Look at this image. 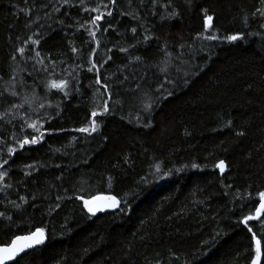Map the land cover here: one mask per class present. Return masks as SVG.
I'll return each mask as SVG.
<instances>
[{
    "label": "trees",
    "instance_id": "trees-1",
    "mask_svg": "<svg viewBox=\"0 0 264 264\" xmlns=\"http://www.w3.org/2000/svg\"><path fill=\"white\" fill-rule=\"evenodd\" d=\"M98 4L101 13H106L103 5H107L113 14L97 22L100 30L93 40L87 22L98 13L83 9ZM171 5L167 11L175 9L179 17L161 23L159 16L165 9L157 6L153 16L151 0H144L143 7L140 0H131V6L129 0H116L114 6L108 0H84L83 6L80 0L69 4L63 0H0V91L10 87L16 69V88L21 95L26 94L25 89L30 94L34 86L42 99L61 105L59 115L55 107L47 109L51 119L41 121L43 140L23 149L10 137L30 138L37 133L19 119L10 124L0 121V140L6 142L0 144V163L9 160L4 166L8 176L0 185H12L0 193V200L5 194L18 203L19 196L29 200L20 211L0 203V212L13 218L9 227H5L7 221H0V246L36 228H44L47 237L44 245L11 264H252L256 257L253 237L260 241V264H264V211L258 220L247 222V227L237 226L245 216L254 214L259 193L264 191V28L260 27L264 18L252 15L257 9L264 10V3L171 0ZM53 6L60 10L53 11ZM204 9L213 16L207 32ZM121 12L138 13L141 19L133 20ZM146 30L154 37L147 42L143 40ZM198 33H215L221 39H194ZM236 33L246 38L238 42L224 39ZM33 34L40 43L29 44L25 57L34 55L31 49L35 47L49 72V61H62L52 76L34 71L35 61L16 53ZM165 43L175 65L168 76L180 86L148 117L139 105L141 93L153 90L154 95H165L173 90L159 72ZM182 44L191 47L182 49ZM129 45L135 47L127 53L119 50ZM73 47L78 51L72 52ZM89 56L99 73L87 71ZM137 56L142 62L133 59L130 63V57ZM75 65L80 67L73 71ZM62 69L78 73L79 83L65 77ZM185 72L194 73L187 77L186 85ZM125 77L128 79L121 84ZM50 78L69 79L72 91L67 99L59 90L45 88ZM21 79L25 89L20 88ZM162 83L164 88L156 93ZM104 86H109L112 98L110 113L96 118L99 131L91 136L74 131L89 123L93 109H103L108 99ZM8 99L19 103L18 98ZM5 106L0 104V111ZM20 112H29L27 105ZM30 115L37 118L36 113ZM148 118L151 128L143 127ZM229 121L231 125L225 126ZM237 132L244 134L237 136ZM7 146L17 148L10 158ZM221 160L227 168L222 175L215 167ZM155 163L164 171L172 169V175L138 184L155 170L150 168ZM193 163L198 167L192 168ZM31 164L37 165L35 171L25 168ZM177 168L181 171L176 172ZM26 170L30 176H25ZM98 195L126 199L131 209L122 214L121 204L89 219L83 201Z\"/></svg>",
    "mask_w": 264,
    "mask_h": 264
},
{
    "label": "snow or ice",
    "instance_id": "snow-or-ice-1",
    "mask_svg": "<svg viewBox=\"0 0 264 264\" xmlns=\"http://www.w3.org/2000/svg\"><path fill=\"white\" fill-rule=\"evenodd\" d=\"M262 3H264V0H261ZM70 0H63V4H69ZM108 3L111 5L116 4V0H108ZM152 3V15L156 16V8L159 6L160 8L165 9L164 13L159 16V21L162 23L165 20L167 21H172L173 19H176L179 17V12L175 9L172 11H167L168 8H171V0H169L168 4H160L159 0H151ZM186 3L190 4V0H186ZM144 0H140V6L143 7ZM80 5H84V0H80ZM105 8H107L106 13H101L100 12V7L101 5L98 4L97 7L95 8H84V11H91V12H96L98 13L94 17L90 19L87 23L91 26L90 29H88V34L89 36L92 37L93 40H96V34L100 30V25L97 23L98 21H101L103 16H112V9L108 8L107 5H103ZM129 6H131V0H129ZM60 9L58 7L53 6V11H59ZM23 11V10H22ZM204 12V30L207 32V30L210 28L211 23L213 21V16L207 14V9L203 10ZM27 15L28 12H25ZM257 14H259L262 18H264V10L257 9L256 12L252 13L253 17H255ZM121 15H131L133 20H139L141 17L139 16L138 13H124L121 12ZM247 20L248 17H244V24L245 27H247ZM32 23H35L33 21ZM62 23V21H61ZM111 26V25H110ZM27 27H31V24L27 25ZM80 28H83L84 25L81 24L79 26ZM261 28H264V24L260 25ZM95 29V30H92ZM79 30V28L77 29ZM105 32L108 31V29H104ZM134 34L137 32L136 28H133L131 30ZM37 34H33L28 36L26 40L23 41V44L18 46L16 48V53H18L22 58L30 59L35 61L34 64V71H44L49 74V76H52L55 73V69L59 66V64H62L63 62H55V61H49V64L51 65L52 71L49 72V68L47 65H45V58L42 57L41 52L37 51L35 47L31 49V51L34 53V55H28L25 57L26 50L31 44L32 46L38 45L40 43V39H34L33 36ZM249 35H253L252 33H249ZM154 37L150 34V30H146V34L143 36V40L145 42L153 39ZM246 37L242 33H236V34H231L226 36L224 39H226L228 42H238ZM20 38L17 37V40ZM158 39V37L156 38ZM194 39H199L201 41H218L221 38L218 37L215 33H212L210 35H205L203 33H198L197 36ZM140 41H137V44H139ZM97 44H99V41H97ZM135 47V45H129L128 47H121L119 50L121 52L127 53L128 48ZM180 48H185V47H191V45H180ZM168 46L165 43L163 46H161V50L165 54V59L162 61L161 66L159 67V72L162 74H165V83L168 85L172 86L173 90L167 91L165 95H154L153 90H146L141 93V96L139 98V105L142 109V111L146 114H148V117H150L151 112L155 110L156 107L160 105L161 101H165L168 99L169 96L174 95V89L176 87H179L180 85L175 84L174 81L168 76L169 70L171 67H175L173 64V53L169 52L167 50ZM72 52H77V48L73 47ZM203 50V49H202ZM97 50L95 48L92 49V52L95 53ZM108 51H111V49H108ZM16 53L13 54L12 59H16ZM183 55V53H181ZM111 59V57H109ZM136 60V61H141L140 57H130V63L131 60ZM106 62V61H105ZM183 62V61H182ZM186 63V62H184ZM89 67H87L88 72H93L94 70L99 73V68L97 67V64L92 62L91 56H89ZM38 66V67H37ZM80 65H75L73 68V71L78 69ZM100 67H103V64L100 65ZM127 67V66H125ZM199 67V66H196ZM24 69H21L23 71ZM202 70V69H201ZM62 72L65 77H71L72 81H75L77 84L79 83L78 80V73L77 75H72V72H69L67 69H62ZM32 73L30 72L29 75ZM194 74L193 72H185L184 73V84L186 85L188 83L187 77L189 75ZM18 75V72L16 69H13V76L9 80L8 84L10 87H4L2 91H0V104L6 105L3 109V111H0V121H3L5 124H10L12 123V120H22L24 121V126L27 128L32 129L33 134L29 138V136L25 135L23 138H19L15 134H13V137L10 138H15L16 143L18 144L20 149H23L25 145H36L41 142L44 138V132L41 131L42 128V120L46 119L49 120L51 119V116L47 112L48 108H53L57 110V115H59V109L61 107L60 103L57 102L55 105H53L52 102L47 101L46 97L41 98L38 93L35 91V87H32V91L30 94L27 93V90L25 89V84L24 81L21 79L19 82L20 88L25 89L24 95H21V92L17 90L16 84L17 81L15 80V77ZM105 79H110V77H105ZM128 77L124 78V81H120L121 84H123ZM99 77L96 81L97 84H99ZM44 86L46 89H57L61 93H63V99H67L69 97V92L72 91L71 88H69V79L67 78H60V79H47L46 82L44 83ZM164 88V84L162 83L160 86L157 87L154 91L156 93H160L162 89ZM140 89V85L137 84V91ZM78 91V89H76ZM104 91L108 93V99H106L103 104V109L101 111H97L95 109L92 110L91 112V119L89 120V123L85 126L79 127L77 129H74V131L82 133V134H87L88 136H91L92 133H97L100 129V123L97 122V117H102L110 113V108L109 104L111 102L112 98V93L109 91V86H104ZM9 97H15L19 99V103L16 102H10ZM120 101H116V103H119ZM27 105L29 112L27 113H21L20 109H23L24 106ZM35 105V106H34ZM41 110H45L43 113V116H41ZM30 113H36L37 118L36 119H31ZM8 117H11V119H8ZM31 120V122H28ZM231 121L228 122L227 125L225 126H230ZM24 126L21 127V132L24 130ZM143 127L145 128H151L152 127V121L150 118L147 119V122L143 124ZM187 134V133H186ZM244 133L243 132H237V136H242ZM76 138L73 137V140ZM6 142L4 140H0V144H5ZM17 151V148L12 147V146H7V154L8 157L10 158L14 152ZM56 151H59L57 149ZM125 163H128L127 157L124 159ZM9 160L8 159H3L2 163H0V182H3L5 180V177L8 176V171L4 168L5 165H8ZM43 166V165H41ZM56 167H60L59 165H56ZM192 168H197L198 165L193 163L191 165ZM215 167L220 169L221 173L224 172L225 170V163L223 160L219 161ZM26 169H32L33 171L36 170L37 165L36 164H31V165H26ZM150 168H154V171H151L147 173L144 177H141L139 181H137L138 184H143L147 185L150 183H153L155 181H159L162 179H166L172 175V169H168V171H164L163 167L161 166L160 163H155L154 165H150ZM176 172L181 171V169L177 168L175 169ZM25 176H30L31 172L30 171H25ZM151 177V179H149ZM57 180L62 179V177H56ZM111 177H109V181H111ZM80 183H86V181H81ZM51 186V185H50ZM11 184H2L0 185V193H6V190L11 188ZM230 187V186H229ZM82 190V189H81ZM69 199L71 197H68ZM81 197H77V199H80ZM32 200L36 199V196L33 195L31 197ZM61 199L60 196H57V201ZM259 199H260V204L256 208V213L259 215L261 211H264V191H261L259 193ZM19 203L15 200H8L7 199V194H5L4 200H0V203L5 204L6 206H11L14 210L20 211L23 209V206L25 204L29 203L28 198L25 196H19L18 197ZM121 204H123V207H120ZM83 206L84 209L87 210V213L89 214V219L91 217H94L98 212H104L106 209H116L120 207V211L122 214H127L128 210L131 209V204L125 199L123 201H118L115 196H94L90 199H86L83 201ZM55 207H60L59 203H56ZM51 211V209H50ZM255 219L253 216H245L242 220L238 221L239 224H243L245 227H247V222L249 220ZM0 221H7L8 223L5 225V227L13 226V218L12 215H8L5 212H0ZM16 227H20L19 224L15 225ZM248 231L251 232L252 229L248 228ZM219 233H217V236ZM47 237H46V232L44 228H36L34 231H30L27 235H18L15 236L11 244L5 247H0V262L3 261H10L16 259L20 253L25 252L26 250H35L38 246H42L45 244ZM255 239V237H253ZM213 241L216 240V237L212 238ZM206 245L209 243L208 241L204 242ZM260 241H257V248H256V257L253 258L252 264H257V261L260 257ZM87 252V249L85 250Z\"/></svg>",
    "mask_w": 264,
    "mask_h": 264
},
{
    "label": "water",
    "instance_id": "water-1",
    "mask_svg": "<svg viewBox=\"0 0 264 264\" xmlns=\"http://www.w3.org/2000/svg\"><path fill=\"white\" fill-rule=\"evenodd\" d=\"M216 168H217V167H216ZM217 170L219 171V174H220V175L224 174V173L227 171L226 164H225V170H224L223 173H221L220 169L217 168ZM98 196H106V195H98ZM259 204H260V200H259V203H258L257 207L259 206ZM257 207H256V208H257ZM107 210H111V209H106L105 211H107ZM261 212H262V211H261ZM99 213H102V212H98L97 214H99ZM252 216L255 217V219L249 220L248 222L258 220L259 217L261 216V213H260L259 215H257L256 210H255V212H254V214H253ZM27 234H28V233H27ZM27 234H23V235H27ZM11 241H12V240H11ZM257 241H259V240L255 237V239H254L255 251H256V248H257ZM10 244H11V242H10L9 244H7V245H1L0 247H5V246H8V245H10ZM259 247H260V257H259V259H258V261H257V264H260V263H261V257H262L261 245H259ZM30 251H31V249L26 250V251L23 252V253H20L19 256H18L17 258H19L20 256H22V255H24V254H26V253H28V252H30ZM17 258H16V259H17ZM16 259H14V260H10V261H3V262H0V264H11V263H13Z\"/></svg>",
    "mask_w": 264,
    "mask_h": 264
},
{
    "label": "bare ground",
    "instance_id": "bare-ground-1",
    "mask_svg": "<svg viewBox=\"0 0 264 264\" xmlns=\"http://www.w3.org/2000/svg\"><path fill=\"white\" fill-rule=\"evenodd\" d=\"M53 100V99H52Z\"/></svg>",
    "mask_w": 264,
    "mask_h": 264
}]
</instances>
